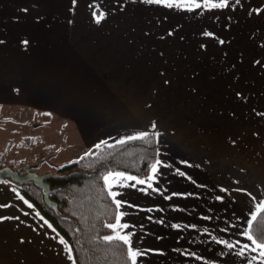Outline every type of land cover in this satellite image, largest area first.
<instances>
[{
  "label": "crops",
  "instance_id": "obj_1",
  "mask_svg": "<svg viewBox=\"0 0 264 264\" xmlns=\"http://www.w3.org/2000/svg\"><path fill=\"white\" fill-rule=\"evenodd\" d=\"M241 1L217 8L209 23L174 21L193 4L146 0L0 6V106L37 111L44 121L57 110L70 142L84 148L155 135L152 188L125 180L110 189L118 193L112 201L123 202L116 213L128 227L120 231L142 253L137 264H250L258 255L236 253L251 245L242 233L264 201V111L252 118L236 101L264 95V85L252 92L247 74L257 54L264 64V0ZM96 7L106 13L99 24ZM0 188V264H16L8 255L16 236L26 263L74 264L64 239L16 187ZM8 219L18 233L9 236Z\"/></svg>",
  "mask_w": 264,
  "mask_h": 264
},
{
  "label": "trees",
  "instance_id": "obj_2",
  "mask_svg": "<svg viewBox=\"0 0 264 264\" xmlns=\"http://www.w3.org/2000/svg\"><path fill=\"white\" fill-rule=\"evenodd\" d=\"M156 157L155 135L148 133L143 139L101 145L93 153L60 167L53 174L57 176L46 178L52 190L49 199L56 204L58 215L44 203L41 189L31 182L13 183L64 239L74 264H128L126 246L120 241L103 239L113 233L106 225L114 223L116 215L103 177L109 172H119L147 180ZM257 216L252 229L254 236L264 233V213Z\"/></svg>",
  "mask_w": 264,
  "mask_h": 264
},
{
  "label": "rangeland",
  "instance_id": "obj_3",
  "mask_svg": "<svg viewBox=\"0 0 264 264\" xmlns=\"http://www.w3.org/2000/svg\"><path fill=\"white\" fill-rule=\"evenodd\" d=\"M197 2L200 3L202 7H209L204 3V0H197ZM232 3L233 0H229V5L232 6ZM241 3L246 5L245 0H242ZM69 4L70 0L0 1V6L26 5L30 8H40L45 6L48 7V10L62 8ZM194 10H191V12L188 13V16L185 15L182 18H177L179 15L175 13L173 15L175 18L174 21H182L184 19H187L188 21L191 18L190 22L192 23H197L201 20L202 22L209 23L216 19V16L220 15L216 14L219 12L217 8H207L205 11L206 14L203 16L199 15L198 8ZM220 10L223 11L224 9ZM223 13L228 14L227 22L231 23L229 18H232V14H230V12ZM223 13H221L222 16ZM239 23L240 22L237 24ZM34 33L36 34L34 40L38 41L40 38L39 33L37 34V30L35 29ZM253 48L258 52L256 46L253 45ZM257 56L258 57H256L255 60H259L256 62L250 61V70L247 72V74L250 73V89L253 90L252 92L257 91L258 86L264 85V78H259V76L262 75L261 65H264L260 58L262 57V53H260V55L257 54ZM252 76L257 77L252 78ZM240 80L244 81L245 77H241ZM226 97L229 98V101L230 99L232 101L235 100L234 96H209L208 98H211L212 101L223 102ZM208 101L210 100L208 99ZM236 102H239L240 109L243 110L241 113L250 112L249 114L252 118L257 117L256 115H258V111H264V95L262 93L240 95ZM56 111L53 110L51 113H53L54 116L51 117L49 115L47 121H44V118H41L37 111L0 106V166H9L13 169H17L23 165L34 166L32 171H35L38 174H43L45 171L47 173L55 174L60 167L74 162L84 155L93 153L97 149V147H79L71 143L69 132L66 127H62V119L56 117ZM0 184H7L9 187H15L14 183L9 179L0 180ZM4 192H6V190L0 188V193ZM15 222H17V220L12 221L9 219L5 222L10 231L9 236L12 235L11 233L14 227H16V229H14L15 231L13 232L18 233L20 231L19 224H15ZM2 229L0 228V231H2ZM18 242L19 240L16 236L15 244L13 248H9L11 253L8 255L14 257L16 264H29L28 262L26 263L28 256H25L24 249H20Z\"/></svg>",
  "mask_w": 264,
  "mask_h": 264
},
{
  "label": "snow or ice",
  "instance_id": "obj_4",
  "mask_svg": "<svg viewBox=\"0 0 264 264\" xmlns=\"http://www.w3.org/2000/svg\"><path fill=\"white\" fill-rule=\"evenodd\" d=\"M146 2L147 3H158V4L164 3L165 6L167 7H173V6L181 7V6H184V4H194L195 7L197 8L201 7V4L198 3L197 0H146ZM235 2L239 4L240 0H235ZM74 3H75V0H74ZM204 3L211 8H224V7L229 6V0H204ZM92 16H93L94 21L97 24H99L106 17V13L100 10L99 7H96L94 8L92 12ZM205 35H208V33H205ZM24 43L26 44L27 41H24ZM221 43H223V41H221ZM153 127H155L154 124H153ZM147 135L148 133H141L139 136L129 137L128 139H133V140L143 139ZM158 164H160V161H156V164L152 165V168H151L152 175L148 176L147 181H151L154 178V174L156 173V170H157L156 165ZM180 175H183V173H180ZM103 180H104L105 187L109 189V192H108L109 196L113 198H115L118 195V193L113 192L110 189L114 185L126 186L124 185L125 180L135 181L136 184L147 183L146 180L137 179L134 176H125L124 173H119V172L118 173L109 172L107 175L103 177ZM132 186H135V185H132ZM147 187L151 189L152 184L147 183ZM113 203H115L117 209H119L123 202L120 200L113 199ZM0 207H3V206H0ZM29 207H31V205H29ZM257 213H264V201L260 202L256 208V211L252 213L251 219H249L247 222V229L242 233V235L251 242V245L249 244L242 245L240 251L236 253V255L238 256H244L246 250H250L253 253H258L257 256L251 257L250 264L251 262H254L257 260H259V264H264V233L258 236H254L253 231H252L254 227V222H256L258 219ZM123 215H124L123 213L117 211L114 217L115 223H109L106 225V227L110 228L113 231L114 235H106L103 237V239L108 242H111L113 240L122 242V244L126 246V259L128 261V264H137V258L141 256L142 253L139 250L132 247L131 234H128V233L122 234V232L120 231L121 229L128 227L127 224L121 223V219ZM173 227H178V226L173 225ZM215 242L224 244V246L230 250L234 247V245L228 241L216 240ZM60 243L63 244L64 241L60 240ZM67 251L70 252L71 250L67 249ZM68 258L71 260L72 259L71 255H69Z\"/></svg>",
  "mask_w": 264,
  "mask_h": 264
},
{
  "label": "water",
  "instance_id": "obj_5",
  "mask_svg": "<svg viewBox=\"0 0 264 264\" xmlns=\"http://www.w3.org/2000/svg\"><path fill=\"white\" fill-rule=\"evenodd\" d=\"M32 166L23 165L17 169H13L9 166H3L0 168V180L9 179L17 185H22L28 182H31L35 187L43 191V200L44 203L52 208L55 214L58 215L56 204L49 199V193L52 191L49 184L46 182V178L55 177L51 173L38 174L35 171H32Z\"/></svg>",
  "mask_w": 264,
  "mask_h": 264
}]
</instances>
